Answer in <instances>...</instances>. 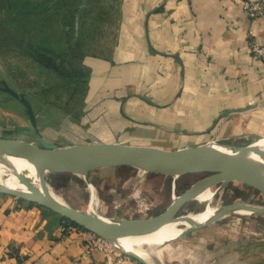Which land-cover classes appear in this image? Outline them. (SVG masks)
Segmentation results:
<instances>
[{"label":"crops","instance_id":"obj_1","mask_svg":"<svg viewBox=\"0 0 264 264\" xmlns=\"http://www.w3.org/2000/svg\"><path fill=\"white\" fill-rule=\"evenodd\" d=\"M107 1L118 11L116 46L109 57L82 62L85 116L77 120L41 109L34 111L33 126L28 117L13 118L1 109L4 118L17 120L0 129V138L34 144L15 134L39 133L59 146L118 143L167 151L264 138V58L249 49L264 46V15L249 18L244 0ZM12 101L19 111L20 101ZM58 118L69 127L67 134L47 126ZM79 121L84 125L78 128ZM92 235L0 193V264H153L114 243L108 253L90 250ZM219 240L228 244L214 264H264V239ZM194 249L187 243L178 264H191Z\"/></svg>","mask_w":264,"mask_h":264},{"label":"rangeland","instance_id":"obj_2","mask_svg":"<svg viewBox=\"0 0 264 264\" xmlns=\"http://www.w3.org/2000/svg\"><path fill=\"white\" fill-rule=\"evenodd\" d=\"M118 17L116 6L107 0H0V112L2 109L3 113L13 118L22 114V117L28 120L24 106L18 107V111L15 106L10 105L14 98L4 89L1 83L4 81L15 92L25 96L33 113L45 109L53 116L55 112H59L60 116H67L69 113L74 118L77 116V120L79 116L84 117L88 84L87 70L82 62L85 57L111 56L116 46ZM16 120L11 121L0 115V129L9 128L5 126L15 124ZM60 122L64 123L58 118L56 121L49 119L46 123L57 134H67L69 127ZM76 125L79 128L84 124L79 121ZM23 126L21 124V127ZM21 127L19 131H22ZM15 136L39 146L34 134ZM56 139L61 145L64 144L59 137ZM254 141L256 140H242L240 144L248 145ZM87 174L88 178L83 174L72 173L74 179L69 175L46 172L50 187L57 192H63L67 204L82 211H88L90 192L86 183L89 180L100 203L99 214L112 218L140 217L123 210L135 205L136 190L141 199L152 202L160 200V205L152 208L146 217L155 216L171 203L174 195L182 193L202 177L182 175L177 177L174 183L170 175L154 172L142 174L141 170L127 166L95 169ZM212 189L215 190L216 187ZM215 196L216 204L243 203L248 207L264 206V196L241 183H228ZM114 205L119 208L115 209ZM188 206L192 212H197L203 209L205 204L192 201ZM44 210L48 215L60 218L57 214ZM220 210L205 216L206 222L218 217ZM249 215L248 209L226 211L210 226L157 249L160 262L156 259L151 262L178 264L183 254L182 249L189 243L195 246L193 253L191 252V264L218 263V259L223 257L220 256L221 252L225 251L228 244L219 239L246 235L255 240L264 239V215ZM222 217L227 218L219 220ZM204 239L205 242L201 241ZM256 250L263 251L261 247ZM140 259L150 262L143 256Z\"/></svg>","mask_w":264,"mask_h":264},{"label":"water","instance_id":"obj_3","mask_svg":"<svg viewBox=\"0 0 264 264\" xmlns=\"http://www.w3.org/2000/svg\"><path fill=\"white\" fill-rule=\"evenodd\" d=\"M1 83L4 89L25 107L29 121L34 125L35 116L29 101L23 94L11 89L4 81ZM36 138L39 141V146L24 141L0 138V160L10 157L24 160L46 172L51 170L50 172L59 173L61 171L83 174L85 177L91 170L119 166L167 174L173 177L174 183L176 178L182 175L202 176L190 184L182 193L174 195L171 203L162 212L151 217L137 218L103 217L82 211L71 205L61 204L49 197L38 186H35L33 179L25 171L15 172V177L23 186V190H11L0 185V193L49 210L61 219H65L78 228L109 242L114 238L144 236L158 231L165 224L171 222L186 204L195 201L197 197L213 187H216L214 190L216 195L228 183L236 182L251 187L264 196V165L247 159L245 154H238L243 150L222 152L218 146L211 144L215 141L167 151L118 143L87 142L85 144L59 146L45 141L40 134H36ZM238 208L248 209L251 217L264 215V206L248 207L243 203L229 204L220 208L218 217H214L206 223L194 224L183 230L179 238L210 226L224 212Z\"/></svg>","mask_w":264,"mask_h":264},{"label":"bare ground","instance_id":"obj_4","mask_svg":"<svg viewBox=\"0 0 264 264\" xmlns=\"http://www.w3.org/2000/svg\"><path fill=\"white\" fill-rule=\"evenodd\" d=\"M213 144L218 146V149L220 151L226 152V153H229L231 150H241V151L243 150L242 152H240L238 154H240V155L245 154L247 159L253 160L255 162H258V163L264 165V138L256 139V141H254L252 143V145H249V144L248 145H241V144H238L234 141L222 142V143H213ZM3 160H5V161H3ZM3 160L2 161L0 160V185L4 186L6 188H9L11 190H16V191L23 190L24 189L23 186H21V184L19 183V181L15 177V174H16L15 172L20 173V172L25 171L33 179L35 186H38V188H40L44 193H46L49 197H51L55 201H57L61 204H64V205H68L66 202L64 193L55 191L47 183L46 171L42 170V168H40L38 166L30 165L26 161L20 160V159L6 157ZM50 171L51 170H49V172ZM141 172H142V174L145 173V171H141ZM56 174H61V175H65V176L69 175L75 179V176H73L72 173H64V172L60 171L59 173H56ZM180 179H181V177H180ZM178 180H179V178H178ZM77 181L86 183V182L80 181V180H77ZM87 182L88 183H86V184L88 185L87 187H88V190L90 192V195H89L90 197H89V202H88V212L95 213V214L101 216V214H99L100 203H99V200H98V197L96 194V190L90 184L89 180H87ZM106 184H107V182H106ZM120 188H121V186H120ZM149 191H151V190H149ZM168 191L169 190L167 189V192ZM234 192H236V191H234ZM134 197L137 198L135 205L132 207L124 208L123 210L126 212L130 211L133 214H138V216H140V217H146L148 212L151 211L152 208L156 207L160 203L159 199H157L155 202L146 201L144 199H141L140 194L138 193V190L135 191ZM215 198H216V196H215L214 190L210 189V190L206 191L205 193L201 194L195 200L198 203H201V204L204 203L205 204L203 209H201L197 212H192L191 209L188 208L189 207L188 206L189 203H188V204H186L187 206L185 205V207H183V209L180 211V213L177 214L171 222L165 224L158 231L151 233V234H148V235H144V236H130V237L114 238L111 240V243H114L116 246L122 248L123 250H126V252H128L129 254L137 256L138 258H141L143 256V257L147 258V260H149V261H152L154 259L159 261L157 258V249L162 248L163 246H165V245H167V244H169V243H171L177 239H180L179 235L181 234V232L185 229L190 228L194 224L206 223L205 216H207L209 213H211V214L216 213L220 208L229 205V204H222V203L216 204ZM113 207L115 209L119 208L118 205H114ZM225 218H227V217H222L219 220H223ZM220 233H221V231H220ZM115 245H113V246H115ZM146 247H147V250L151 251L152 253H146L144 250V249H146Z\"/></svg>","mask_w":264,"mask_h":264},{"label":"built area","instance_id":"obj_5","mask_svg":"<svg viewBox=\"0 0 264 264\" xmlns=\"http://www.w3.org/2000/svg\"><path fill=\"white\" fill-rule=\"evenodd\" d=\"M243 9L246 11L249 18L254 19L264 15V5L258 0H244ZM249 49L257 57L264 58V46L251 44ZM112 248H116L106 239L92 235V241L89 244V249H98L104 253H108Z\"/></svg>","mask_w":264,"mask_h":264},{"label":"trees","instance_id":"obj_6","mask_svg":"<svg viewBox=\"0 0 264 264\" xmlns=\"http://www.w3.org/2000/svg\"><path fill=\"white\" fill-rule=\"evenodd\" d=\"M33 126H35V124H34ZM37 134H39V133H37ZM63 220H64L65 223H68L69 225L75 226L74 224L70 223L69 221H67V220H65V219H63ZM63 220H62V221H63ZM75 227H77V226H75Z\"/></svg>","mask_w":264,"mask_h":264}]
</instances>
